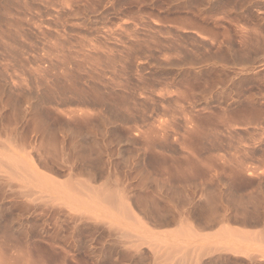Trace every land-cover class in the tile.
<instances>
[{"label": "rangeland", "instance_id": "374dc122", "mask_svg": "<svg viewBox=\"0 0 264 264\" xmlns=\"http://www.w3.org/2000/svg\"><path fill=\"white\" fill-rule=\"evenodd\" d=\"M263 111L264 0H0V154L68 195L0 168V264H264Z\"/></svg>", "mask_w": 264, "mask_h": 264}, {"label": "bare ground", "instance_id": "6f19581e", "mask_svg": "<svg viewBox=\"0 0 264 264\" xmlns=\"http://www.w3.org/2000/svg\"><path fill=\"white\" fill-rule=\"evenodd\" d=\"M98 60V59H97ZM98 64V63H97ZM98 68V67H97ZM264 112V111H263ZM11 153V152H10ZM4 155V154H0V168H4L10 171L11 175L24 180L25 182H30V184H34V185H40L42 187H44L45 191L49 192V193H54L55 195L59 196V198L57 200H68L66 197V193L63 192V194H65L64 197H60L61 194V189H54L53 187H46L45 188V184L47 185V180H45L42 176H40L39 173H37V171L35 169H33V167L28 164V162H26L25 160H23L22 158H20L17 154L14 155L13 153H11V155ZM3 155V156H1ZM33 165V164H32ZM39 186V187H40ZM54 189V190H53ZM42 196V194L40 195ZM45 196V195H44ZM46 196H49L46 195ZM68 196V195H67ZM52 196H49V198H51ZM54 198V197H53ZM56 198V197H55ZM69 198V197H68ZM48 199V198H47ZM65 200V201H66ZM71 202V201H70ZM75 204H78L75 202H73ZM80 205V204H79ZM118 205L120 207H124V203L122 201L118 202ZM82 207V206H81ZM88 208L87 206H85V209ZM95 208V207H94ZM94 208H88L91 209V212H96V210ZM87 210V209H86ZM96 214V213H95ZM97 214H100V212H97ZM99 216V215H96ZM232 244V243H231Z\"/></svg>", "mask_w": 264, "mask_h": 264}]
</instances>
